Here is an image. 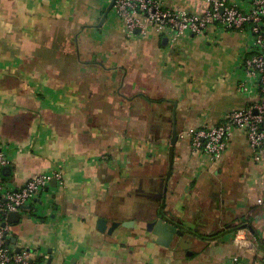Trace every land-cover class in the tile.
<instances>
[{
    "label": "crops",
    "instance_id": "1",
    "mask_svg": "<svg viewBox=\"0 0 264 264\" xmlns=\"http://www.w3.org/2000/svg\"><path fill=\"white\" fill-rule=\"evenodd\" d=\"M163 37L127 35L112 0H0L5 178L19 187L58 168L65 184L50 182V219L13 229L50 264H264V156L254 160L240 130L216 160L185 135L258 100L239 89L248 35ZM158 218L182 232L168 247L145 228ZM238 229L250 245L235 244Z\"/></svg>",
    "mask_w": 264,
    "mask_h": 264
},
{
    "label": "built area",
    "instance_id": "2",
    "mask_svg": "<svg viewBox=\"0 0 264 264\" xmlns=\"http://www.w3.org/2000/svg\"><path fill=\"white\" fill-rule=\"evenodd\" d=\"M114 12L122 21L127 35L136 30L146 34L154 29L168 40H179L186 35L204 36L212 28L237 30L246 33L249 48L243 56L244 78L239 89L249 94L256 88L259 98L247 108L230 111L223 123L202 126L189 130L190 146L194 152H202L216 160L226 149L227 141L235 130L244 132L251 154L256 161L264 156V0H248L243 7L229 0H206L202 12H191L180 7H169L165 0H112ZM10 164L9 145L0 137V264H50L46 252L37 247H28L18 242L13 224L7 220L11 212L24 220L40 222L51 218L53 209L48 187L52 179L64 187L61 169L40 172L30 176L19 187H14L1 170ZM264 182V176H263ZM258 204H264L259 198ZM16 238L12 242V238ZM234 242L246 247L251 241L243 229L235 232ZM229 264H250L238 255L230 258Z\"/></svg>",
    "mask_w": 264,
    "mask_h": 264
},
{
    "label": "water",
    "instance_id": "3",
    "mask_svg": "<svg viewBox=\"0 0 264 264\" xmlns=\"http://www.w3.org/2000/svg\"><path fill=\"white\" fill-rule=\"evenodd\" d=\"M136 32L139 33V30H136ZM167 40V37L162 38V42L164 44L167 43ZM173 136H175V134H173ZM10 173L11 170L9 167H5L1 170L2 177H7ZM52 184H55V180H52ZM7 220L12 224H17L20 222V215L17 212H11L8 214ZM130 223L131 222L126 221L123 222L122 225L127 227L130 225ZM145 228L148 232L155 236L153 242L163 247H168L171 245L175 236L182 235V232L176 226L163 220L162 218L146 222ZM15 241L16 238H12V242ZM75 262L76 258H72L69 264H75Z\"/></svg>",
    "mask_w": 264,
    "mask_h": 264
},
{
    "label": "rangeland",
    "instance_id": "4",
    "mask_svg": "<svg viewBox=\"0 0 264 264\" xmlns=\"http://www.w3.org/2000/svg\"><path fill=\"white\" fill-rule=\"evenodd\" d=\"M23 221L17 223V224H13L14 226L18 225L20 226V224H22ZM16 229V228H15ZM17 232V236H18V242L24 246H30V247H37V244H35L34 242H32V237L26 236V235H22L20 231L16 230ZM38 241V239H36ZM38 252L43 253L44 249L39 250Z\"/></svg>",
    "mask_w": 264,
    "mask_h": 264
},
{
    "label": "trees",
    "instance_id": "5",
    "mask_svg": "<svg viewBox=\"0 0 264 264\" xmlns=\"http://www.w3.org/2000/svg\"><path fill=\"white\" fill-rule=\"evenodd\" d=\"M237 31V30H236ZM239 32V31H238ZM6 179V178H5Z\"/></svg>",
    "mask_w": 264,
    "mask_h": 264
}]
</instances>
